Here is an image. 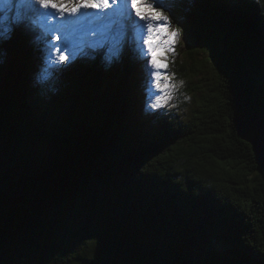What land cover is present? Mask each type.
Instances as JSON below:
<instances>
[{"label": "trees", "instance_id": "1", "mask_svg": "<svg viewBox=\"0 0 264 264\" xmlns=\"http://www.w3.org/2000/svg\"><path fill=\"white\" fill-rule=\"evenodd\" d=\"M167 4L212 63L187 122L152 110L142 56L42 83L35 26L3 38L0 264H264V172L238 129H264V0Z\"/></svg>", "mask_w": 264, "mask_h": 264}, {"label": "rangeland", "instance_id": "2", "mask_svg": "<svg viewBox=\"0 0 264 264\" xmlns=\"http://www.w3.org/2000/svg\"><path fill=\"white\" fill-rule=\"evenodd\" d=\"M168 1L163 0L166 5L165 14L171 21L169 31L179 29V36L177 42L172 45L174 51L166 53V60L161 58L160 53H157L158 62L168 64L166 69H159L161 84L174 86L163 91L153 87V78L150 72L154 69L149 63L151 56L140 38L141 34L147 35L146 28H140V25H144L146 22L135 16V10H131L130 13L126 12L122 17L114 16L109 11L108 16L105 17L102 12L82 9L79 16L69 17L66 14L65 18L62 19L58 14H53V9L45 10L40 8L39 5L35 4V0H24L23 3L21 0H12L11 6L7 8L0 3V47L4 45L3 40L10 38L13 33L12 31L9 36L8 30L18 22L24 24L27 21L34 25L42 36L40 37L42 42L40 58L42 59V66L45 68L42 71L43 75L40 77L42 83L46 81L55 82V75L62 74L61 71L53 72L49 64L50 57L48 54L57 47L61 49L66 47L67 55L69 56V60L65 65H61V68L71 62L75 63L79 59L94 61L101 54L115 61H125L130 55H135L136 58L142 56L146 64L143 72H146L147 69L150 75L151 87L148 90L150 106L155 101L156 95H161L165 98L170 97L166 103L163 100L161 101L162 106L152 108V110H157L160 114L169 118L174 117L180 122H187L198 106L200 96L206 88V78L212 63L210 55L204 54L203 51L197 52V54H201L197 60V65L196 62L188 59L187 42L184 39L180 25L172 19L168 9ZM54 2L60 3L62 0H54ZM71 3L75 4L76 0H71ZM112 21H115V26L109 31L108 25ZM160 23H163V21H160ZM7 27L9 28L7 29ZM105 35H107V39H104ZM56 36H59L60 39L57 40ZM0 58L1 65L6 60L4 50ZM109 65H112V63H109ZM115 65L117 66V63ZM195 68H199L200 71H196ZM190 69H194L195 74L189 72Z\"/></svg>", "mask_w": 264, "mask_h": 264}, {"label": "snow or ice", "instance_id": "3", "mask_svg": "<svg viewBox=\"0 0 264 264\" xmlns=\"http://www.w3.org/2000/svg\"><path fill=\"white\" fill-rule=\"evenodd\" d=\"M23 3L24 0H21ZM0 3L4 4L7 8L11 6L12 0H0ZM35 4L39 5L42 9H53L54 15L58 14L60 18H65V15L69 17H77L81 14V10L92 9L97 12L104 13V16H108L109 11L112 12L114 16L122 17L126 12L130 13L131 10H135V16L141 21H145L146 24L140 25L141 29L147 31V35L141 34V40L143 45L147 47L148 54L151 56L149 63L151 64L153 71L150 72L153 78V87L159 90H166L169 87H174L168 84H161V73L159 69L167 68V63L158 62L157 53H160L162 59L166 60V53L169 51H174L172 45L177 42L179 36V29H173L169 31L171 21L169 17L165 14L166 5L163 0H76L75 4L71 3V0H62V2H54V0H35ZM130 6V7H129ZM143 10V11H142ZM103 18V17H101ZM163 21V23H160ZM18 22L14 27L8 30L9 36L15 27H19ZM115 26V21L110 22L108 25V30ZM122 27V25H121ZM57 40L60 39L59 36L55 37ZM107 35L104 39H107ZM50 57V68L53 72L60 71L61 65H65L69 60L67 55V48H55L54 51L49 52ZM170 97H162L161 95L155 96V101L151 104L152 108H157L162 106L161 101L167 102Z\"/></svg>", "mask_w": 264, "mask_h": 264}, {"label": "water", "instance_id": "4", "mask_svg": "<svg viewBox=\"0 0 264 264\" xmlns=\"http://www.w3.org/2000/svg\"><path fill=\"white\" fill-rule=\"evenodd\" d=\"M262 124L260 115H248L238 121V129L240 137L252 146L258 165L264 172V129Z\"/></svg>", "mask_w": 264, "mask_h": 264}, {"label": "bare ground", "instance_id": "5", "mask_svg": "<svg viewBox=\"0 0 264 264\" xmlns=\"http://www.w3.org/2000/svg\"><path fill=\"white\" fill-rule=\"evenodd\" d=\"M146 33H147V31H146ZM71 39V38H70Z\"/></svg>", "mask_w": 264, "mask_h": 264}]
</instances>
